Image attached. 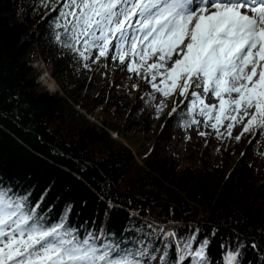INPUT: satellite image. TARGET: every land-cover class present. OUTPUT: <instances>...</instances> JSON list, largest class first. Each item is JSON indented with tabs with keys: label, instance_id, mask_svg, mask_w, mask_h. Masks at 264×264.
<instances>
[{
	"label": "trees",
	"instance_id": "1",
	"mask_svg": "<svg viewBox=\"0 0 264 264\" xmlns=\"http://www.w3.org/2000/svg\"><path fill=\"white\" fill-rule=\"evenodd\" d=\"M46 11L37 0H0V181L31 191L33 203L47 190L39 211L49 223L71 205L67 224L81 235L103 229L122 247L134 248L152 225L178 238L196 233L193 249L209 240L210 264H222L226 248L241 243V264H264V161H248L253 141L249 147L247 139L240 153L221 150L217 166L206 163L200 148L178 158L168 143L173 130L190 119L182 108L165 119L160 142L137 160L124 144L125 121L107 122L103 110L90 121L87 108L105 100L82 96L81 86L60 78L80 66L57 43L56 56L46 50L54 41L46 23L56 15ZM37 42L54 78L62 79L58 93L37 82L31 65ZM140 96L145 109L151 107L150 97ZM170 254L175 256L174 247Z\"/></svg>",
	"mask_w": 264,
	"mask_h": 264
},
{
	"label": "snow or ice",
	"instance_id": "2",
	"mask_svg": "<svg viewBox=\"0 0 264 264\" xmlns=\"http://www.w3.org/2000/svg\"><path fill=\"white\" fill-rule=\"evenodd\" d=\"M37 3L47 10L46 16L56 13L55 43L78 56L84 68H89V60L98 63L110 58L151 86L150 103H155V93L165 99L183 97L169 113L185 105L190 119L182 127L203 123L222 139L220 127L227 120L229 138L238 125L243 127L235 136L237 141L249 133L264 135V0ZM155 106L158 113L167 107L165 100ZM31 195L0 181V264H185L189 260L210 264V241L205 239L193 249L196 233L178 238L174 231L147 225L149 233L134 248L122 247L103 229L81 235L68 226L71 205L59 220L49 223L39 211L47 190L34 203ZM156 240L160 246H155ZM243 247L241 243L226 248L222 264H241Z\"/></svg>",
	"mask_w": 264,
	"mask_h": 264
},
{
	"label": "rangeland",
	"instance_id": "3",
	"mask_svg": "<svg viewBox=\"0 0 264 264\" xmlns=\"http://www.w3.org/2000/svg\"><path fill=\"white\" fill-rule=\"evenodd\" d=\"M49 49L50 52H52V48L47 45V50ZM47 55L48 54H42L41 56L39 48L37 47L32 57V59L38 60L41 56L42 59L41 61L39 59V65L43 68L44 76L52 73V69L49 65L43 67V60ZM93 55L95 56V53H93ZM151 62L152 61H149V63ZM83 63L84 62L82 61V67H80L78 73L66 69V73L64 74L65 77L60 78H63L72 85L75 84L81 86L79 92L82 96L87 95L91 98L100 97L105 100L101 105L91 103L87 108L88 113H92L90 121L95 122L102 110L108 112L104 116L107 122H116V124H119V122L125 121L126 128L123 134L127 139L124 141V144L132 151L138 160L139 156L144 155L160 142V139L163 137L161 131L164 126V121L166 118H169V113L174 107V102L175 104H180V101L184 100V98L175 96L165 99L160 93H155V103L152 104L151 107L145 109V104L142 103L140 94L144 92L150 97L153 90L148 83L141 80L134 73H129L126 69H122V66L119 65L118 61H112L110 58H101L98 63H93L89 60L87 61L89 68H84ZM47 81H54L57 83L56 89H51L50 86L45 87L41 85V88L47 92H59L62 88V79H60V82L53 76L52 79ZM157 83H159V78ZM133 84H137L139 87L134 89L132 87ZM161 100H165L167 107L164 108L163 112L158 113L155 105L159 104ZM112 102H118V105H110ZM205 102L218 103L214 99H206ZM186 103L187 101H185V104ZM184 107L185 105L181 104L179 109ZM214 115L215 113L213 116ZM196 118L203 120V117L197 116ZM211 122H214V119ZM228 122L229 121L225 120L223 122L224 126H226ZM224 126L220 127L221 133L224 134L222 139H217L213 130L210 127H205L203 123L199 126L192 125L189 128H175L173 130L172 141L168 143L169 150L178 158H186L196 148H200L205 152L206 163L212 166H217L222 159L219 155L221 150H227L234 147L236 151L240 153L243 151L245 141L249 139L251 142L247 145L250 147L252 141L253 145L249 148L252 158L248 161L250 163L264 161V135L257 133L256 136L253 137L249 133L245 134L239 141H237L235 136L240 135L243 126L238 125L234 127L232 138L227 136ZM200 131L211 134L202 137L198 134ZM117 140H119V138ZM236 151L235 153H237ZM238 155L239 154H235L232 156V160L230 161L231 165L238 160ZM262 168L263 165L259 163L258 169L261 170Z\"/></svg>",
	"mask_w": 264,
	"mask_h": 264
},
{
	"label": "bare ground",
	"instance_id": "4",
	"mask_svg": "<svg viewBox=\"0 0 264 264\" xmlns=\"http://www.w3.org/2000/svg\"><path fill=\"white\" fill-rule=\"evenodd\" d=\"M47 84L50 86L51 89H56V83L55 82H48Z\"/></svg>",
	"mask_w": 264,
	"mask_h": 264
}]
</instances>
